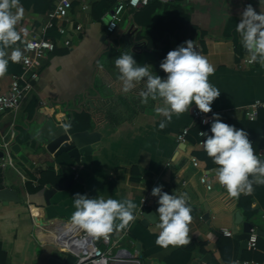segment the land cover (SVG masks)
Returning a JSON list of instances; mask_svg holds the SVG:
<instances>
[{
	"label": "crops",
	"instance_id": "crops-1",
	"mask_svg": "<svg viewBox=\"0 0 264 264\" xmlns=\"http://www.w3.org/2000/svg\"><path fill=\"white\" fill-rule=\"evenodd\" d=\"M20 2L24 15L15 27L21 39L7 50L9 54L14 48L23 52V40L40 32L38 15L49 12L42 9L56 0H42L39 12ZM248 5L257 12L261 10L258 0H170L159 6L150 4L144 10L127 9L119 16L110 39L106 25L113 15L114 0H72L65 25H82L70 37L72 46L59 42L54 51L39 58L34 91L17 110L0 118V143L13 132L11 146L18 144L19 153L28 159L25 163L12 151L13 165L0 168V189L14 190L19 198L17 202L0 201V264H77V256L70 252L74 244L65 236L72 225L76 193L89 198L130 199L137 205L131 226L110 234L115 248L139 260L125 264H262L251 255L261 250L263 259L264 246L242 251L239 260L236 234L242 231V225L234 223V214L239 211L244 221L264 232V184H253L251 194H241L251 196V207H240L239 198H230L217 182L218 166L210 157V165L201 157L203 146L198 145L191 130L186 143L177 140L182 130L191 129L197 122L202 126L211 124L216 113L223 122L244 129L255 154L264 160V105H259L264 104V66L240 64L248 54L240 38L236 43L233 39L240 13ZM186 25L192 29L188 33L195 50L214 66L208 79L220 90V96L211 105L214 113L207 123L194 119L193 102L188 111L173 115L160 129L164 118L155 109L162 106V101L149 97L147 103L141 102L143 81L123 93L114 62L123 53L133 54L140 66L165 78L160 63L168 51L188 40L187 36H179ZM20 66V61H9L7 71L0 76V90L8 89ZM80 112L90 121L85 129L101 134L98 148L83 165L54 159L44 151L42 136L65 129L67 122L71 128L75 114ZM191 158L198 161L196 165ZM48 168L58 179L46 184L70 182L66 189L56 191L49 203L43 196L46 184L35 190L39 170ZM201 177L212 182L210 190ZM160 185L169 194L188 195L192 221L190 243L186 245L161 247L156 243L160 231L157 224L142 223L140 210L142 214H156L158 197L152 196L151 190ZM223 231L231 235L225 236ZM258 237L264 245V235ZM99 247L106 249L103 243Z\"/></svg>",
	"mask_w": 264,
	"mask_h": 264
},
{
	"label": "clouds",
	"instance_id": "clouds-1",
	"mask_svg": "<svg viewBox=\"0 0 264 264\" xmlns=\"http://www.w3.org/2000/svg\"><path fill=\"white\" fill-rule=\"evenodd\" d=\"M258 4L260 12L248 5L240 13L235 31L248 54V63L264 66V0H258ZM23 15L20 0H0V76L7 71L9 61L18 63L22 58L19 48H14L10 54L7 50L21 39L15 26ZM114 63L120 73L123 93L130 92L143 81L144 89L139 94L141 102L147 103L149 97L162 101V106L155 109L164 118L159 123L160 129L166 127V121H170L173 115L188 111L193 102L200 112H211L213 101L220 96V90L208 79L215 71L214 66L195 50L192 40L184 41L163 58L160 68L166 73L165 78L153 75L146 66H140L133 54L123 53ZM63 126L65 129L69 127L67 124ZM210 133L200 132L206 137L202 141L203 150L218 166L215 178L230 198L251 194L253 184H264V160L255 154L244 129L223 122L219 114L214 113ZM162 188L160 185L151 190V195L158 197V219L153 220L152 214L144 213L145 222L157 224L160 230L157 245L165 248L186 245L190 243L188 233L192 221L188 195L169 194ZM73 198L75 211L70 217L71 223L94 238L107 239L114 231L128 229L136 220L137 205L130 199L89 198L80 193Z\"/></svg>",
	"mask_w": 264,
	"mask_h": 264
},
{
	"label": "built area",
	"instance_id": "built-area-1",
	"mask_svg": "<svg viewBox=\"0 0 264 264\" xmlns=\"http://www.w3.org/2000/svg\"><path fill=\"white\" fill-rule=\"evenodd\" d=\"M150 0H114L113 15L111 20L106 25V31L110 35V39L114 36L117 29V20L121 14L127 9H137L138 7L145 6ZM162 3H168L170 0H159ZM72 7V0H56L52 10L46 14L38 15L40 20V32H36L32 37L23 40L21 71L12 76L8 89L6 91L0 90V118L6 112H11L17 110L21 104L32 94L34 91V84L38 78V72L36 70L37 60L43 57L47 52L54 51L57 47V38L53 37V32L59 36L66 34L65 21L69 16V11ZM82 28L81 24H76L74 29L79 32ZM66 47L70 48L72 42L69 36H66L61 41ZM114 44V43H113ZM112 45V44H111ZM240 64H249L247 57H243L240 60ZM264 105V104H259ZM253 108L256 107L252 106ZM192 116L196 121L203 122L208 119L210 115L214 113L213 110L209 113L200 112L194 105L192 108ZM199 130L197 132L200 138L197 143L202 146V141L206 138L200 135ZM190 128H185L178 135L177 140L181 143H186L188 140V135ZM14 137L12 132L10 138L3 139L0 143V147L3 152L2 158H0V168L6 166H12V150L11 141ZM191 161L196 165L197 160L191 158ZM200 181L204 184L207 190L212 188V182L206 177H201ZM142 205L145 207L147 205L146 198L142 200ZM142 215V211L140 210ZM225 236H230L231 232L223 231ZM257 238L258 235L255 229H251L249 238L247 240V249L249 251L256 250L257 248ZM78 245L75 246L74 250H71L74 255L77 256V264H118L120 262H135L139 263V260L130 258L128 251L122 248H115L116 242L112 239L109 234L108 238H94L88 235L84 230L80 229L79 234L76 236ZM99 243L106 245V249H101ZM66 249V248H65ZM115 249V250H113ZM115 251V252H114ZM254 264L252 261H243L239 264Z\"/></svg>",
	"mask_w": 264,
	"mask_h": 264
},
{
	"label": "water",
	"instance_id": "water-1",
	"mask_svg": "<svg viewBox=\"0 0 264 264\" xmlns=\"http://www.w3.org/2000/svg\"><path fill=\"white\" fill-rule=\"evenodd\" d=\"M66 124H69L68 122ZM101 134L97 131L84 129L74 131L71 128L55 130L50 135L42 136V144L45 152L50 154L54 159H69L73 160L77 164H85L87 157L91 156L95 149L98 148L100 144ZM11 150L19 155V159L28 162V159L20 154V148L18 144H13L11 146ZM3 152L0 147V158H2ZM60 166V164H58ZM79 179V178H77ZM69 181H63L61 183L55 184L52 186L50 183L45 185L43 190V196L47 203H49V199L51 196L59 190L66 189L69 186ZM0 201H19L17 192L14 190H10L8 188L0 189ZM148 214H152L153 220H156V214L154 211L145 212ZM143 219L142 223L147 225L149 222H145L144 213L142 214ZM235 224L242 225V231L236 234V238L240 241L239 245V253L238 258L241 261V253L244 250H247V240L249 238V234L251 229H253V225L250 222L244 221L243 216L239 211H236L234 214ZM41 222V221H40ZM73 225V224H72ZM257 235H264L259 229H255ZM118 264H125V262H120ZM262 264H264V258L262 259Z\"/></svg>",
	"mask_w": 264,
	"mask_h": 264
},
{
	"label": "trees",
	"instance_id": "trees-1",
	"mask_svg": "<svg viewBox=\"0 0 264 264\" xmlns=\"http://www.w3.org/2000/svg\"><path fill=\"white\" fill-rule=\"evenodd\" d=\"M21 1L24 3L25 7H28V8L32 7L35 12H39L38 7H40L42 5V0H28V3L26 1L24 2L23 0H21ZM48 3H49V1H48ZM161 3L162 2H160L159 0H151V1H149V3L147 5L141 6L138 8H140L141 10H144V9L148 8V6H150V4H151V6H153V5L159 6V4H161ZM43 4H44V1H43ZM53 7H54V4L50 3V4H47V6L45 8H43L42 10H44V9H46V11L52 10ZM135 20H136V18H135ZM65 27H66V34L63 36H59L58 34L53 32V35L57 38V40H56L57 43L61 42L63 40V38L66 36L72 37L73 33L75 32V29L72 28V26L70 24L65 25ZM190 30H192L190 28V26L186 25L184 29H181L179 31V34H180L179 36H187L188 40H192L194 43V40L190 37V35L188 33V32H190ZM238 38H240L239 34L236 31H234L233 32V39L235 40V43L238 41ZM203 42L204 41H201L200 43H203ZM179 43H181V42H179ZM20 71H21V66H20V70L17 73H19ZM89 122L90 121L88 120V117L84 116L82 114V112L77 113L74 116V120H73V123L71 125V129L74 131L80 130V129H85L88 127ZM210 125L211 124H209L207 126H202L199 122H197L190 129L191 135L194 137L195 141H198L200 139L197 135V132L199 130L208 131L209 134H211L210 133ZM204 138H206V137H204ZM196 154L198 155L199 152H196ZM202 154L203 155L201 157H203L207 161V164L210 165V163H211L210 158L207 156V154L205 152H202ZM38 174H39V180H38V185L36 186L35 190H39V189L43 188L47 181L49 182L51 180H57L58 179V177L55 176L54 170L52 168L39 170ZM261 185H263V184H261ZM239 206L240 207H246V208L251 207V196L250 195H240L239 196ZM260 239H261L260 237L257 238V248L258 247L263 248V246H264L259 242ZM191 248L192 247H190L189 250H191ZM257 248H256V250H257ZM253 251H255V250H253ZM260 251L261 250H257L254 254L251 255L252 256L251 258L256 260V261H259V262L262 261L261 259L263 257V252H260Z\"/></svg>",
	"mask_w": 264,
	"mask_h": 264
},
{
	"label": "bare ground",
	"instance_id": "bare-ground-1",
	"mask_svg": "<svg viewBox=\"0 0 264 264\" xmlns=\"http://www.w3.org/2000/svg\"><path fill=\"white\" fill-rule=\"evenodd\" d=\"M75 228L76 226L75 225H71L70 229L68 230V232H66L67 234H65V236L71 238V243L74 244V249H75V246L77 247L78 245V242H77V239H76V236L79 234V231H80V228L78 227L76 230H77V233L75 232ZM68 238V241H70Z\"/></svg>",
	"mask_w": 264,
	"mask_h": 264
}]
</instances>
